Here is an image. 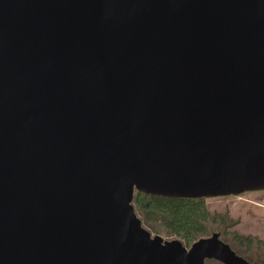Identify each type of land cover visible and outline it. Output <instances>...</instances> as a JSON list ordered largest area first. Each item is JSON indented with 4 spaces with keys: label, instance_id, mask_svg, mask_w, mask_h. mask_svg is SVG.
Wrapping results in <instances>:
<instances>
[{
    "label": "water",
    "instance_id": "95a60500",
    "mask_svg": "<svg viewBox=\"0 0 264 264\" xmlns=\"http://www.w3.org/2000/svg\"><path fill=\"white\" fill-rule=\"evenodd\" d=\"M261 190L264 0H0V264H258L132 199Z\"/></svg>",
    "mask_w": 264,
    "mask_h": 264
},
{
    "label": "trees",
    "instance_id": "16d2710c",
    "mask_svg": "<svg viewBox=\"0 0 264 264\" xmlns=\"http://www.w3.org/2000/svg\"><path fill=\"white\" fill-rule=\"evenodd\" d=\"M205 198H169L146 195L135 192L132 205L142 226L150 233H158L163 228L174 235L188 247L200 237L206 236L210 223L235 225L233 221L223 214H211L207 210ZM239 244L249 248L253 243L264 246V242L251 236H242L235 231L227 232ZM152 234V233H151Z\"/></svg>",
    "mask_w": 264,
    "mask_h": 264
},
{
    "label": "rangeland",
    "instance_id": "374dc122",
    "mask_svg": "<svg viewBox=\"0 0 264 264\" xmlns=\"http://www.w3.org/2000/svg\"><path fill=\"white\" fill-rule=\"evenodd\" d=\"M205 203L211 214H226L228 218L237 221L235 225L228 224V227L212 222L208 226L206 236L212 232H219L221 233L220 239L229 244L248 262L264 261V246L253 243L249 248H245V245L239 244L229 233H224V231H235L239 235L251 236L264 242V190L245 192L235 196L207 198ZM159 229L158 233L151 232L152 235H160L164 240L178 239L163 228ZM204 264L221 263L210 259Z\"/></svg>",
    "mask_w": 264,
    "mask_h": 264
},
{
    "label": "flooded vegetation",
    "instance_id": "af4514ba",
    "mask_svg": "<svg viewBox=\"0 0 264 264\" xmlns=\"http://www.w3.org/2000/svg\"><path fill=\"white\" fill-rule=\"evenodd\" d=\"M219 233V232H218ZM220 235H221V233H219ZM229 245V244H228ZM230 246V245H229ZM230 248H231V246H230ZM245 248H247V246L245 245ZM234 252H235V254L236 255H238V256H240V257H242L241 255H239L233 248H231ZM264 251V250H263ZM251 263H258V264H264V261H262V262H251ZM222 264V263H221Z\"/></svg>",
    "mask_w": 264,
    "mask_h": 264
}]
</instances>
